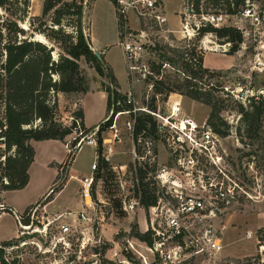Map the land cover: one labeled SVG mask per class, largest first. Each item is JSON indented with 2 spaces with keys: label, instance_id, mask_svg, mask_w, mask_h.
Returning <instances> with one entry per match:
<instances>
[{
  "label": "rangeland",
  "instance_id": "374dc122",
  "mask_svg": "<svg viewBox=\"0 0 264 264\" xmlns=\"http://www.w3.org/2000/svg\"><path fill=\"white\" fill-rule=\"evenodd\" d=\"M200 2L204 7L205 1L201 0ZM42 3L43 0H32L30 2L32 10L38 7L41 10ZM184 4L185 0H165V10L163 11L168 19L166 25L173 29L179 30L181 28L180 15L183 16V11L179 15L178 10L181 8L184 10ZM217 7L208 5L205 10H212ZM84 13V26L88 27L93 38L95 37L97 41L105 40L106 43L115 41L114 19L109 1L97 0L96 3H90L87 12ZM40 14L41 12L38 15ZM26 25L27 22L22 24L24 27ZM166 25L159 27L155 22L147 20H141L138 24L134 14L130 13L127 26L119 30V40L120 42L123 40L122 35L124 28H126L127 32H132V39L140 45V48L135 54L126 58V67H124L125 54L122 45L112 46L108 56L114 66L115 74H113L117 77L121 87L128 88L126 93L121 92L125 98L131 94L134 98V106L146 107L154 95L153 84L156 78L167 80L182 77L177 70L166 63H163L159 75L152 71V64L161 63V54L166 52V56L172 57L180 64L183 62V59L178 57L180 52L173 49L185 51L186 58H191L192 53H194L193 63L196 62L198 56L205 53L202 66L208 68V72L203 74L201 82L205 83V88L213 86L212 94L222 99L220 114L229 125V134L220 138L218 148L219 153L223 155V160L218 169H207L208 164L203 156H197V160H200L198 162L200 166H207L204 169L215 177V181L223 183V186L227 183L230 184V190L233 187L237 188L236 193L238 195L230 199L223 208V213L219 214V218L215 222L217 226L225 225L221 231L222 240L225 244L224 254L227 256L257 254L259 246L264 245V114L258 137L252 140L244 138L243 140L247 144L240 142L236 130L240 118L238 104L247 106L248 101L235 98L230 91L235 93L238 88L250 87L247 83L248 79L243 77L247 74L246 61L238 60L234 54L205 50V47L213 48L215 42H221L214 33L199 34L188 39L183 37L179 31L173 33ZM141 30L145 32L139 35ZM35 37L45 41L39 35ZM58 51L57 48L54 50L55 56ZM92 63L83 57L78 60L80 72L87 78L90 85V92L82 100L85 118L89 125L99 121L105 111L104 99L100 93L95 92L94 83L97 84L98 88H101L100 81L110 84L106 76H98ZM252 87L260 88L259 80L258 83L252 84ZM119 88L118 84V90ZM173 93H175L173 95L175 100L179 102L182 115H187L198 123L206 122L211 110L208 105L177 92ZM170 94L165 100L163 95L156 96L155 111H159L161 115L168 114L170 105L175 101L167 103ZM81 95L77 92L58 94V118L64 124L69 125L71 123L70 117L73 116L74 112L81 110L78 104ZM129 117L127 114L117 117L118 140L113 143L111 163L99 164L94 172L92 190L95 193V198L90 196L93 208L87 210L89 221L86 223L81 222L77 218V214L83 207L85 208L84 202L89 201V198L83 200L80 197L79 181L75 178L68 179V167L76 153L71 172L74 175L88 173L90 164L95 160L96 148L92 145L83 144L78 151L73 149L69 154L64 145L71 133L62 141L52 139L30 141L35 149V157L34 163L30 167L29 184L22 190L7 192L4 199L1 196L3 191L0 192V209L9 205L13 210L11 213L6 212L0 216V247H3L4 240L11 238L17 232L18 235L15 238H19L18 241L14 242V245L3 247V256L14 261V264L49 262L53 259L54 254L42 252L51 247L49 241L52 235L57 233L56 230H51V227L54 228L59 222L66 221L71 224L76 236L71 238V248L67 251L57 250L56 256L65 254L75 258L81 254L79 261L87 262L92 258L91 254L94 251L100 250L101 254L106 256L103 257L105 264L113 263L111 260L112 252L117 250L115 243H120L125 230L132 229L134 223L138 226V222L143 223L142 211L129 214L121 209L122 199L127 192L126 185L132 183L130 168L132 167V160H134L131 154L134 143L125 126V121ZM153 118L157 120V117L153 116ZM112 132L113 130L107 127L102 130L100 137H110ZM102 148L103 144L100 146V151ZM154 153L153 159L144 158L142 160H157L159 163H167V160H176L177 158V154L159 139L155 142ZM192 157L196 160L194 156ZM53 160L62 161V163L61 165L48 166V162ZM182 160H190L188 150L182 154ZM121 165H126L125 169L121 170ZM61 166L63 167L62 170ZM58 173L59 176L56 178ZM51 187H56L57 193L63 190L58 195L57 193L51 195L52 202L48 205L47 211H45L46 204H33L27 213L20 214L24 216V220L28 218L27 223L29 224V226L25 225L27 228L20 227L18 214L27 205L36 202L42 195L43 198L39 201H43L44 194L49 192ZM49 222L51 225L47 226L46 229L45 225ZM248 230L253 232L250 238L246 237ZM81 231L85 234H81ZM81 235L100 239L99 247L95 248V245L90 242L79 253V241L76 240V237L81 238ZM105 244H108L107 248Z\"/></svg>",
  "mask_w": 264,
  "mask_h": 264
},
{
  "label": "built area",
  "instance_id": "2783aa9c",
  "mask_svg": "<svg viewBox=\"0 0 264 264\" xmlns=\"http://www.w3.org/2000/svg\"><path fill=\"white\" fill-rule=\"evenodd\" d=\"M235 1H239L235 4ZM233 11L228 12L221 5L212 10H204L202 3L199 11H195L193 0H185L181 17V28L178 30L183 37L188 39L199 34L200 28L211 25L215 28L232 27L239 31L241 40L233 54L247 64V74L250 87L238 88L231 93L235 98L250 101H261L264 104V0H231ZM116 12L123 20V26L128 24L129 14L136 17L138 24L141 20L155 22L159 27L165 25L167 19L160 0H116ZM122 45L125 58H129L140 48L133 41L132 32L124 28ZM141 30L139 35L144 34ZM215 42L212 47L205 50L219 53H228L232 43L224 41ZM241 71V70H239ZM260 88H253L252 84L258 83ZM240 84V83H238ZM227 90V89H226ZM131 94L126 97V102L132 104L130 110L113 112L111 109L100 123L90 130H85L80 125V118L70 117L73 130L70 138L64 145L68 152L80 149L83 144L95 147V160L91 163L90 173L78 178L79 195L84 206L77 214V218L86 223L89 221L88 208H93L91 191L94 180V172L99 162H109L113 152V143L118 140L116 120L119 115L127 114L130 117L125 121V126L132 137L135 115L138 111H144L157 117L155 119L156 136H144L138 134L136 146L131 149L132 183L126 185L127 192L122 199L121 209L126 213L142 211L143 223L137 225L139 233H145L149 240L139 239L132 229L125 230L120 243H115L117 250L112 252V264H264V245L259 246L257 254L241 257L227 256L224 254L221 231L225 225L217 226L216 220L223 208L235 197L234 187L223 186V183L215 181V177L200 166L197 156L205 157L207 169L219 168L223 155L219 153L221 136L215 133L206 122L198 123L187 115L181 114L180 105H170L169 113L161 115L159 111L149 110L147 107H137L133 104ZM116 104H119L117 102ZM112 118L109 129L113 130L112 136L102 138L106 151H100L98 135L102 133L105 121ZM70 123V124H71ZM148 128V125H147ZM162 140L169 149L177 154L176 160H167V163H159L153 159L156 140ZM98 150V152H97ZM188 150L190 160H182V154ZM194 156L196 160L193 159ZM172 162V164H170ZM121 165L120 169H125ZM142 171L140 177L138 170ZM125 174V172H122ZM148 183L153 188L155 201L147 206L141 202L140 183ZM220 183V184H219ZM220 185V186H219ZM139 221V218H138ZM23 228L27 226L20 224ZM51 222L45 225L50 226ZM51 227L56 230L49 241L50 248L42 253L52 252L53 259L41 264H105L100 250L94 251L91 259L80 262V255L68 257L56 256V251L71 248V238L75 237V230L66 221L59 222ZM80 233V232H79ZM85 234L81 231V234ZM253 232L246 231V237L250 238ZM79 241V253L87 245L99 247L100 239L93 236L81 235ZM56 254V255H55ZM7 264H14L7 256H3ZM1 264V262H0Z\"/></svg>",
  "mask_w": 264,
  "mask_h": 264
},
{
  "label": "trees",
  "instance_id": "16d2710c",
  "mask_svg": "<svg viewBox=\"0 0 264 264\" xmlns=\"http://www.w3.org/2000/svg\"><path fill=\"white\" fill-rule=\"evenodd\" d=\"M116 8V0H110ZM201 0H193L195 11H199ZM204 10L208 5H221L226 11H233L231 0H204ZM31 0H0V192L23 189L29 181L28 169L34 160L35 149L31 140H63L72 133L73 123L66 125L58 118L59 93L77 92L84 94L89 89L87 78L80 72L78 60L83 57L92 61L99 77L106 76L110 84L100 81L101 88L107 93L106 111L113 112L130 110L131 103L119 92L117 79L112 69L105 63L101 55L99 60L91 50V39L87 26H84V9L88 0H43L40 15H30ZM239 1H235L238 4ZM161 3V0H160ZM118 29H122L123 20L118 16ZM27 22L26 27L22 24ZM214 33L216 37L232 43L227 54H233L241 40V34L232 27L215 28L206 25L200 28L199 34ZM198 34V35H199ZM41 36L45 41L36 38ZM58 49L57 55L54 50ZM178 57L183 59L180 64L172 57L161 54V63L152 64V71L160 74L163 63L168 64L182 77L162 80L156 78L153 84L154 95L147 103L149 110L156 109V96L177 92L188 98L210 107L206 124L222 137L229 133V125L223 120L220 110L222 99L214 96L213 86L205 88L201 79L208 68L202 66L203 54L193 63L186 58L185 51L179 50ZM119 102V104H116ZM240 114L237 135L240 142L244 138L256 139L262 127L264 104L261 101H250L247 106L238 104ZM73 118H80V125L85 130L82 109L74 112ZM112 118L104 122L102 130L110 126ZM155 120L146 112L135 115L132 140L136 146L138 134L156 136ZM148 125V128H147ZM99 147L102 144L98 135ZM247 144V143H245ZM100 149V148H99ZM71 154V152H68ZM106 165L107 162H99ZM61 165V163L59 164ZM63 167L61 166V170ZM138 173L142 177V171ZM59 173L56 178H58ZM228 184V183H227ZM225 184V185H227ZM141 202L144 206L152 204L156 197L153 188L148 183H140ZM56 187H51L43 201L37 204H47L51 195L57 193ZM235 195H238L234 187ZM91 197L95 198L92 190ZM43 198V197H42ZM33 205V204H32ZM28 206L22 213H27ZM1 212H12L10 206H5ZM0 212V213H1ZM21 213V214H22ZM19 215L18 223L27 225L28 218ZM132 232L141 240H149L145 233L137 231V224L132 225ZM19 238L3 241L2 246H12ZM106 248L108 244H105ZM3 247H0V262L3 259ZM105 249V248H104Z\"/></svg>",
  "mask_w": 264,
  "mask_h": 264
},
{
  "label": "crops",
  "instance_id": "0c3cea01",
  "mask_svg": "<svg viewBox=\"0 0 264 264\" xmlns=\"http://www.w3.org/2000/svg\"><path fill=\"white\" fill-rule=\"evenodd\" d=\"M109 1V3H110V5H111V9H112V15H113V19H114V29H115V35H116V38H115V41H113V42H111V43H106V41L105 40H96L95 39V37L93 38V36H91L90 35V32H89V35H90V39H91V48H92V50H94V51H98L99 53H102L101 55H102V57H103V60L105 61V63L112 69V71H113V73L115 74V70H114V66H113V63H112V61H111V58L108 56V53H109V50L111 49V47L112 46H116V45H118V46H120V38H119V29H118V17H117V12H116V8H115V6H114V4L110 1V0H107V2ZM31 2H32V0H31ZM93 2H97V0H89L88 1V4L85 6V9H84V12H87V10H88V6H89V4L90 3H93ZM161 2H162V4H161V6L163 7V10H165V0H161ZM184 2V1H183ZM41 9H42V6H41ZM183 11V8H181L180 10H178V12H179V15H180V13ZM41 12V10L39 9V7L38 8H36L35 10H32V7H31V5H30V10H29V14L30 15H38L39 13ZM84 17H85V13H84V16H83V19H84ZM166 19H167V17H166ZM180 19H181V15H180ZM168 20V19H167ZM87 21V20H86ZM166 25V24H165ZM167 27H168V29L170 30V31H172L173 33L174 32H178V29H173V28H171V27H169L168 25H166ZM124 52V51H123ZM203 56H205V53H204V55ZM203 59H204V57H203ZM124 67H126V58H125V60H124ZM125 75H126V68H125ZM117 78V77H116ZM117 81H118V79H117ZM118 84H119V86H120V88H119V90H120V92H122V93H126L127 92V90H128V88H123V87H121V84L119 83V81H118ZM94 89H95V92H97V93H100L101 95H102V97H103V99H104V102H105V111H104V114H103V117H101L100 119H99V121H97L96 123H94V124H92V125H89L88 123H87V121H86V118H85V110L83 109V107H82V100H83V98L88 94V92H90V85H89V89L87 90V92L86 93H84V94H82L80 97H79V99H78V104H79V106L81 107V109H82V111H83V123H84V126L85 127H87V128H89V127H93V126H95L96 124H98L99 122H101V120H103V118L106 116V114H107V111H106V99H107V93L105 92V91H103L102 89H100V88H98V86H97V84L96 83H94ZM64 94V93H63ZM175 93H171L170 95H169V97H168V101H167V103H172L173 102V100H175L176 98H175V96H173ZM77 104V103H76ZM106 138V137H105ZM102 139V138H101ZM79 150V149H78ZM77 150V151H78ZM76 151V152H77ZM102 151L103 152H105L106 151V146L104 145L103 146V148H102ZM113 153V152H112ZM112 153L110 154V159H109V162H107V164H110L111 163V157H112ZM75 156H76V153H75V155H74V158H73V160L69 163V167H68V179H70V178H75V179H77L78 180V178L80 177V175L81 176H85V175H88L89 173H90V170H89V172L88 173H77V175H74L72 172H71V168H72V166H73V162H74V159H75ZM35 157V156H34ZM33 163H34V160H33V162L31 163V165H33ZM60 163H62V161L61 162H57V161H50V162H48V166H56V165H59ZM31 165H30V167H31ZM90 166H91V164H90ZM30 167H29V169H28V173H29V181H28V184H29V182H30ZM68 181V180H67ZM66 185V184H65ZM64 185V186H65ZM20 190H22V189H20ZM63 190V189H62ZM62 190H60L59 192H61ZM11 191H17V190H11ZM7 192H9V191H3V193H2V198L4 199V197H5V195H6V193ZM59 192L57 193V195L59 194ZM43 197V195L39 198V199H41ZM38 199V200H39ZM37 200V201H38ZM36 201V202H37ZM36 202H33V203H31V204H29V205H27L18 215H20L28 206H30V205H32V204H34V203H36ZM52 201H50V202H48L46 205H45V211H47V207H48V205L51 203ZM7 204V203H6ZM8 205V204H7ZM9 206V205H8ZM3 214H6V212H2L1 214H0V216L1 215H3ZM18 235V232L15 234V235H13L11 238H14V237H16ZM11 238H9V239H11ZM9 239H6V240H9ZM6 240H4V241H6ZM232 256H234V257H241V256H244V255H232Z\"/></svg>",
  "mask_w": 264,
  "mask_h": 264
},
{
  "label": "water",
  "instance_id": "95a60500",
  "mask_svg": "<svg viewBox=\"0 0 264 264\" xmlns=\"http://www.w3.org/2000/svg\"><path fill=\"white\" fill-rule=\"evenodd\" d=\"M24 27V26H23ZM91 50H92V48H91ZM93 51V53H94V55L99 59V60H101V54L98 52V51H94V50H92ZM18 218V217H17ZM20 227H21V225H20Z\"/></svg>",
  "mask_w": 264,
  "mask_h": 264
},
{
  "label": "bare ground",
  "instance_id": "6f19581e",
  "mask_svg": "<svg viewBox=\"0 0 264 264\" xmlns=\"http://www.w3.org/2000/svg\"><path fill=\"white\" fill-rule=\"evenodd\" d=\"M175 101H174L175 102L174 106L176 107V105H179V102L177 100H175Z\"/></svg>",
  "mask_w": 264,
  "mask_h": 264
}]
</instances>
